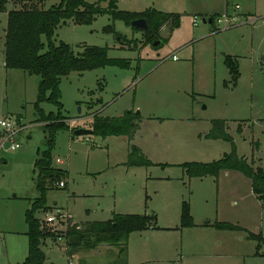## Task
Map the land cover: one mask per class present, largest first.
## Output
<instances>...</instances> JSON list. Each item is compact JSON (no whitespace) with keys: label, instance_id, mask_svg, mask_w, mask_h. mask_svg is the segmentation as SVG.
I'll list each match as a JSON object with an SVG mask.
<instances>
[{"label":"rangeland","instance_id":"1","mask_svg":"<svg viewBox=\"0 0 264 264\" xmlns=\"http://www.w3.org/2000/svg\"><path fill=\"white\" fill-rule=\"evenodd\" d=\"M86 1L106 6L111 0ZM116 1L123 11L156 8L180 14V25L148 37L145 30L114 21L108 13L89 25L63 22L54 36L56 44L69 43L76 53L86 46L109 47L110 57L129 64L63 76L61 104L46 99L40 109L39 75L4 64L8 11L21 5L11 2L0 14V120L10 116L22 128L0 150V264L21 263L27 257L26 212L39 195V152L48 148L45 122L39 119L59 114L70 130L57 132L52 166L67 171L61 178L66 186L48 183V208L36 212L43 227L65 229L67 222L108 220L120 212L157 219L155 228L132 233L125 252L103 244L71 261L60 247L64 240L50 239L49 244L58 245L44 247L48 264H264V245L257 254L258 241L250 238V232L264 237V201L248 195L251 179L238 171L190 178L183 166L219 160L232 150L230 141L208 137L215 119L227 121L240 157L264 166V19L251 24L254 16L264 15V0ZM60 2L44 0V6ZM235 12L248 16L240 19ZM226 13L230 20L220 22ZM110 24L118 34L105 31ZM231 60L239 67L237 82L228 67ZM128 111H139L133 140L72 132L92 129L95 114L119 117ZM239 124L245 128L242 133ZM0 132H5L1 125ZM12 142L20 147L12 149ZM132 144L154 164L127 165ZM185 201L198 229L181 227ZM56 208L72 212L68 221L46 224L47 214ZM207 220L240 222L244 229L219 230L206 226Z\"/></svg>","mask_w":264,"mask_h":264},{"label":"trees","instance_id":"2","mask_svg":"<svg viewBox=\"0 0 264 264\" xmlns=\"http://www.w3.org/2000/svg\"><path fill=\"white\" fill-rule=\"evenodd\" d=\"M21 5L8 11L7 26L4 32V63L8 69H22L31 71L40 77L38 100L36 108L40 109V102L49 99L58 104L60 101L59 84L63 76L74 71L93 70L107 65L127 66V59L112 58L109 56V47L86 46L80 53L66 42L56 44L54 36L58 27L67 20H72L78 25L92 24L98 15L111 14L113 20L122 19L128 26L135 30H144L132 26V21L145 18L149 22L150 31H146L148 37L158 36L165 27H178L181 15L172 12H163L156 8H148L144 11L119 10L116 0H111L108 5H102L101 1L88 2L86 0H61L60 3L45 8L44 0H0V14L7 11L9 3ZM172 28H170L172 30ZM106 32H116L113 24L106 26ZM230 73L237 82L240 71L238 64L228 63ZM51 92L48 97L47 93ZM66 117L59 115L42 116L47 133L46 150L40 151L36 161V187L39 195L31 200V206L26 212L28 225V254L25 260L18 264H44L47 258L43 246L47 238L56 239L63 237V247L68 256L73 257L84 251L94 250L102 244L115 245L126 251L132 233L156 227L155 215L149 214H124L114 213L108 220L86 221L80 224H69L63 231H48L43 227L42 221L36 216V212L48 208L47 196L49 182L55 183L65 177L67 171L52 166V149L56 134L60 130H70L65 121ZM139 113L128 111L119 117L94 115L93 134L103 137L125 135L133 140L137 131ZM77 129V128H75ZM75 129L72 130L73 134ZM237 131L243 132V126L238 125ZM212 139H223L232 143V150L219 160L212 162H187L183 166L190 178L193 177H218L223 171H238L249 177L252 181L254 194L264 201V166L255 167L248 158L240 157L234 137L227 130L225 119H215L208 133ZM129 166H149L154 164L148 159L142 149L132 144L128 155ZM195 220L191 212L190 204L183 202L181 227H194ZM220 230H240L241 226L217 221L213 224ZM250 238L258 241L257 254L264 245V237L261 234L250 232Z\"/></svg>","mask_w":264,"mask_h":264},{"label":"built area","instance_id":"3","mask_svg":"<svg viewBox=\"0 0 264 264\" xmlns=\"http://www.w3.org/2000/svg\"><path fill=\"white\" fill-rule=\"evenodd\" d=\"M235 19V17H234ZM233 19V20H234ZM230 19L228 18V13L224 14L223 18L220 19L219 21L220 22H228ZM193 22L194 24H197V20L196 18L193 19ZM174 58H177V56H175ZM0 125L4 128L5 132L2 133L0 132V134L2 136H4V140L0 141V150L4 147L5 145V142L7 140H11L13 139V137L22 129L21 126L19 125L18 123V120H13L10 116H5L3 117V119L0 120ZM1 137V136H0ZM20 147V144L19 143H15V142H12L11 144V148L12 149H16ZM60 186L64 187L66 186L65 185V182L64 181H61L60 182ZM70 217V214L67 213L65 210L61 209V208H56V210L52 213H49L47 214L46 218L44 219V222L48 225H56L58 223H62L63 221L67 220L68 221V218ZM69 224H76V222H67V226ZM66 226V228H67ZM49 228V227H46V229ZM65 228V229H66ZM65 229H51L49 228L50 231H56V232H59V231H63ZM48 230V229H47ZM48 230V231H49ZM60 240H63V237L60 236L59 237Z\"/></svg>","mask_w":264,"mask_h":264},{"label":"crops","instance_id":"4","mask_svg":"<svg viewBox=\"0 0 264 264\" xmlns=\"http://www.w3.org/2000/svg\"><path fill=\"white\" fill-rule=\"evenodd\" d=\"M240 7V5H238L237 4V8L238 9H240L239 7ZM235 13H237L238 15L237 16H239L240 17V19H243L245 16H248L247 14H245V13H238V12H235ZM250 15V14H249ZM259 18H263L264 19V15H256V16H254V19H252V21H251V24H255L257 21H259L260 19ZM238 19V18H237ZM259 19V20H258ZM234 21H236L235 19H234ZM6 28V27H5ZM166 28V27H165ZM165 28H163L162 29V31L165 29ZM162 31H161V33H162ZM4 43H5V40H3V46H4ZM5 49V48H4ZM5 64V63H4ZM40 123V122H39ZM245 131V128H244V126H243V132ZM226 172V173H225ZM222 173H224L226 176H230V174H235V171H223V172H221L220 173V175L218 176V178L222 175ZM248 195L249 196H255L256 197V195L254 194V191H253V188H252V181L250 180V182H249V184H248ZM240 197V196H239ZM246 197V195L245 196H241L240 197V199H243V198H245ZM233 203H236L235 201L233 202ZM67 212L68 213H70L71 211H69V209L67 210ZM72 213V212H71ZM121 213V212H120ZM74 214V213H73ZM150 215V214H149ZM194 217H195V215H194ZM111 218V217H110ZM219 219V218H218ZM86 221H89V220H82V222H86ZM217 221H220V222H223V220H217ZM225 222H227V221H225ZM215 222H212L211 220H207V222H206V226H211V225H213ZM230 223H232V222H230ZM195 226L194 227H189V228H195V229H198L199 228V226H200V224H198L197 223V221L195 220ZM233 224H236V225H239V226H241L243 229H244V226H242V224H240V222H234ZM150 228H155L154 226H152V227H150ZM204 228V227H203ZM27 230H28V225H27V229H26V231H25V234H27ZM220 230V229H219ZM253 233V232H252ZM50 239L51 238H47V240H46V242H45V244H44V246H43V249H44V251L46 252V255H47V258H46V261H45V263L44 264H48V262H49V260H50V258H49V256H48V254H47V251L45 250V248L44 247H46L47 249L49 248V247H51L52 249H53V247L54 246H56V245H58V244H49V241H50ZM101 246H103V244L101 245ZM108 246V248H112V245H107ZM61 248H63L64 249V247H63V244H62V246H60ZM64 251H65V249H64ZM68 256V255H67ZM76 256V255H75ZM75 256H73V257H70V256H68L69 258H71V261H74V258H75ZM25 260V259H24ZM23 260V261H24ZM18 264V263H17Z\"/></svg>","mask_w":264,"mask_h":264},{"label":"water","instance_id":"5","mask_svg":"<svg viewBox=\"0 0 264 264\" xmlns=\"http://www.w3.org/2000/svg\"><path fill=\"white\" fill-rule=\"evenodd\" d=\"M207 20L204 19V22H206ZM210 22H212V19L209 20ZM132 26L136 27V28H143L146 31H150V25L149 22L147 21V19L145 18H138L135 19L134 21H132ZM155 44H159V41H156ZM30 73H32L31 71H29ZM137 113H139V111H137ZM94 130L93 129H88V128H77L74 131V134L77 136L80 135H90L93 134Z\"/></svg>","mask_w":264,"mask_h":264}]
</instances>
